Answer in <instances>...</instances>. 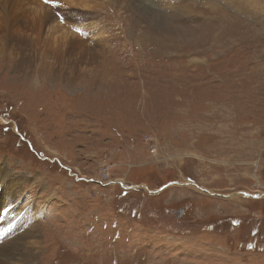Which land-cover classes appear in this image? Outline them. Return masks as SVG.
<instances>
[{
    "label": "rangeland",
    "instance_id": "obj_1",
    "mask_svg": "<svg viewBox=\"0 0 264 264\" xmlns=\"http://www.w3.org/2000/svg\"><path fill=\"white\" fill-rule=\"evenodd\" d=\"M8 10L0 264H264V0Z\"/></svg>",
    "mask_w": 264,
    "mask_h": 264
},
{
    "label": "bare ground",
    "instance_id": "obj_2",
    "mask_svg": "<svg viewBox=\"0 0 264 264\" xmlns=\"http://www.w3.org/2000/svg\"><path fill=\"white\" fill-rule=\"evenodd\" d=\"M66 2H68L69 4H71V5H84L85 3H86V0H65ZM11 3H12V0H0V25L1 26H4V28L5 29H9L10 28V26H13L15 23H12L10 26H8V23H10L11 22V20L9 21V7H11ZM135 4V3H134ZM138 4V3H137ZM9 5V6H8ZM139 5V4H138ZM234 5V4H233ZM86 6H88V5H86ZM85 6V7H86ZM41 8H42V6H40ZM136 7V6H135ZM38 9V8H37ZM148 10H150V8H147ZM147 9H143V10H146L147 11ZM154 9V8H153ZM148 12V11H147ZM145 13V12H144ZM153 14V13H152ZM153 17V16H152ZM7 26H8V28H7ZM50 28V27H49ZM51 28H52V30L54 31V32H57V34H59V35H65V31H64V28H60V25H58L57 23L56 24H54V23H52V26H51ZM96 28V27H95ZM1 29V28H0ZM4 30V29H3ZM5 36V35H4ZM66 36V35H65ZM69 36H71L70 35V33H67V38H66V40L68 41V40H70V38H69ZM65 38V37H64ZM69 38V39H68ZM20 38H18V40H19ZM7 41V40H6ZM20 42V41H19ZM21 43V42H20ZM22 46V45H21ZM260 195H264L263 193L262 194H260ZM245 196L246 197H262V196H255L254 195V193H252V195L250 194V193H248V192H246L245 193ZM14 203H15V201H14ZM7 208V207H6ZM8 214V213H7ZM32 224V223H31ZM30 224H28V226H29ZM32 235V234H31ZM32 237H33V235H32ZM35 240H37V239H33V241H30L29 243H28V245H29V248H26L25 250H23V251H17V252H12V253H14V254H16V257H15V259L18 261V263L17 264H32L33 263V260H32V255H33V253H34V251L32 250V247H33V245H36L37 244V242L35 241ZM25 251H28V252H25ZM2 255V254H1ZM24 256V258H21V257H23ZM4 259L6 260V262H8V264H11V259L9 258V257H4Z\"/></svg>",
    "mask_w": 264,
    "mask_h": 264
},
{
    "label": "built area",
    "instance_id": "obj_3",
    "mask_svg": "<svg viewBox=\"0 0 264 264\" xmlns=\"http://www.w3.org/2000/svg\"><path fill=\"white\" fill-rule=\"evenodd\" d=\"M151 140L150 137L147 138V141L149 142ZM102 178L105 179L104 181L108 180L110 178V172H109V168L105 165L103 166V173H100ZM125 180L122 182V184H124Z\"/></svg>",
    "mask_w": 264,
    "mask_h": 264
},
{
    "label": "water",
    "instance_id": "obj_4",
    "mask_svg": "<svg viewBox=\"0 0 264 264\" xmlns=\"http://www.w3.org/2000/svg\"><path fill=\"white\" fill-rule=\"evenodd\" d=\"M134 187V186H133ZM161 191V189H159L158 191H154V190H151L150 192H152V193H157V192H160Z\"/></svg>",
    "mask_w": 264,
    "mask_h": 264
},
{
    "label": "flooded vegetation",
    "instance_id": "obj_5",
    "mask_svg": "<svg viewBox=\"0 0 264 264\" xmlns=\"http://www.w3.org/2000/svg\"><path fill=\"white\" fill-rule=\"evenodd\" d=\"M194 184V183H193Z\"/></svg>",
    "mask_w": 264,
    "mask_h": 264
}]
</instances>
